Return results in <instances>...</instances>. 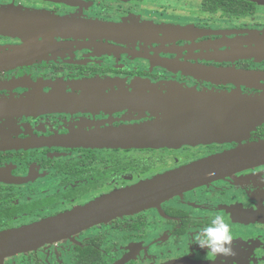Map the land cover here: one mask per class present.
I'll list each match as a JSON object with an SVG mask.
<instances>
[{"label": "flooded vegetation", "instance_id": "af4514ba", "mask_svg": "<svg viewBox=\"0 0 264 264\" xmlns=\"http://www.w3.org/2000/svg\"><path fill=\"white\" fill-rule=\"evenodd\" d=\"M2 6L116 28L54 31L32 42L0 35V234L104 197L131 196L214 158L208 169L215 171L156 205L24 245L0 264H264V158H251V148L261 153L264 145V3L0 0ZM45 41L53 44L19 53ZM173 89L192 100L172 99ZM211 117L238 119L241 133L196 145L145 141L159 137L161 124ZM215 215L231 229L236 255L226 261L193 243Z\"/></svg>", "mask_w": 264, "mask_h": 264}, {"label": "water", "instance_id": "95a60500", "mask_svg": "<svg viewBox=\"0 0 264 264\" xmlns=\"http://www.w3.org/2000/svg\"><path fill=\"white\" fill-rule=\"evenodd\" d=\"M247 1L264 3V0ZM86 28L110 31L116 27L99 23L81 24L80 21L73 18L57 17L47 13L22 11L19 8L14 9L4 6L0 7V29H6L5 32H7V35H17L21 39H23L22 32H27L29 35L25 39H29V42L34 41V39L36 40V37H39L38 39L53 38L52 34L54 31L77 35L76 33H79V30ZM0 32L2 31L0 30ZM52 44L53 43L47 41L33 44L28 43V45L21 48L19 53H23L24 50L26 51L33 48L45 49L46 47H50ZM191 96L193 98L192 94L179 89H173V94L170 95L172 99H179L182 102L191 101L192 98L189 100ZM186 107L187 106L184 108ZM187 108H190V106ZM238 125L239 120L231 117H211V119L206 121H172L159 126V130L157 131L159 133L158 138L146 139L145 141H157L160 143H169L170 141H173V143L176 144L181 143L187 145L219 142L236 133H241L237 130ZM251 149L254 152V155H251V158H264V145L261 147V153L257 151V147L255 146ZM214 163L215 158L204 161L198 165L189 166L185 170L168 174L153 181L149 187H138L133 190V194L131 196L119 194V196L104 197L97 200L93 204L77 209L73 213L54 217L43 221L41 224H36L20 230L2 233L0 234V258L4 255L22 249V246L24 245H42L46 242L67 238L80 232L81 230L95 225L94 223L106 221L111 215L114 216L116 213H131L147 206L156 205L157 203L171 197V194L182 189H188L193 185L200 183L202 178H206L213 174L215 170H210L208 167L210 164ZM225 172L226 170L221 173L223 174ZM169 181H176L179 183L177 189L175 187L168 186L167 183ZM130 193H132V190ZM25 240L27 242L24 244ZM171 264L222 263H195L182 260Z\"/></svg>", "mask_w": 264, "mask_h": 264}, {"label": "clouds", "instance_id": "9594fccd", "mask_svg": "<svg viewBox=\"0 0 264 264\" xmlns=\"http://www.w3.org/2000/svg\"><path fill=\"white\" fill-rule=\"evenodd\" d=\"M210 223L200 227L193 237V243L211 257L222 260L236 255L230 226L222 215L210 217Z\"/></svg>", "mask_w": 264, "mask_h": 264}, {"label": "rangeland", "instance_id": "374dc122", "mask_svg": "<svg viewBox=\"0 0 264 264\" xmlns=\"http://www.w3.org/2000/svg\"><path fill=\"white\" fill-rule=\"evenodd\" d=\"M8 7H10V6H8ZM2 32H0V35H3V36H8L7 35V32H5L6 31V29H0ZM8 31V30H7ZM5 32V33H4ZM22 34H23V40H29V39H25L26 37H28V33L27 32H22ZM192 116L191 115H189V116H187V118H191ZM5 130L4 129H0V136H6V135H2L1 133H3Z\"/></svg>", "mask_w": 264, "mask_h": 264}]
</instances>
